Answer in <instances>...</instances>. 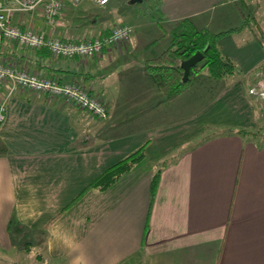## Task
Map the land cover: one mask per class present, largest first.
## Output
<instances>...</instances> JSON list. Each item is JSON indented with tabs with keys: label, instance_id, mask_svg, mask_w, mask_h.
<instances>
[{
	"label": "crops",
	"instance_id": "1",
	"mask_svg": "<svg viewBox=\"0 0 264 264\" xmlns=\"http://www.w3.org/2000/svg\"><path fill=\"white\" fill-rule=\"evenodd\" d=\"M85 1L90 2L64 0L54 25L38 12L13 16L20 28L64 40L104 35L117 24L133 32L120 48L58 64L66 77L101 99L105 119L61 98L0 85V248H18L22 232L32 238L24 244L35 247V259H60L59 264H264L263 101L247 93L264 61L248 27L252 14L264 24L262 0H147L145 21L164 31L162 36L187 18L224 32L217 46L236 72L211 82L199 98L184 97L198 102L188 111L177 101L183 92L166 101L142 74L145 59H136L130 47L145 22L108 20L109 2L124 0L90 2L97 10ZM141 36L148 48L154 36ZM0 59L43 73L47 69L41 67L51 65L42 53L10 44ZM120 71L145 77L143 89L132 78L122 82ZM166 102L180 108L170 107L166 115L160 109ZM143 143L144 157L129 171L102 191H84L68 206L92 178ZM157 169L151 198L150 178ZM7 263L0 257V264Z\"/></svg>",
	"mask_w": 264,
	"mask_h": 264
},
{
	"label": "trees",
	"instance_id": "2",
	"mask_svg": "<svg viewBox=\"0 0 264 264\" xmlns=\"http://www.w3.org/2000/svg\"><path fill=\"white\" fill-rule=\"evenodd\" d=\"M77 2L78 1H76V3ZM155 2L157 4V0H155ZM62 4H64V0H62ZM62 4H61V7H62ZM33 12H38V11H33ZM20 13L28 14V13H22L18 11L13 13L9 18V23L12 26L18 27L13 22V16L15 14H20ZM251 22L253 26H251V24H248V27L250 28L254 41L262 48V50H264V24L260 21V19L255 14H252ZM20 29H23V28H20ZM164 30H167V29L164 27ZM168 30H169L167 32V35L169 36L168 47L160 51L158 54L145 59L141 65L142 73L146 77L151 79V81L154 83V85L156 86V88L162 94L163 98L166 101L173 100L179 94H181L186 89H188L192 84V80L194 79V77H196V74L202 69H205L207 76L214 80H219L221 78L231 76L236 72L235 64L232 61H230L228 58L224 57L219 52V49L217 46L218 39L220 38V36L223 35L224 32L213 33L205 27H198L195 24V22L189 18L182 19V20L172 23L171 25H169ZM109 33L110 32L104 35H107ZM78 41L80 40H76L73 42H78ZM9 44L14 48H18L19 50L27 49V50L35 51L40 54L42 53L43 57L50 58L47 62L50 63L51 65L46 66V64H44L41 68L45 67L47 70L46 72L43 73V72H37L34 70L30 71V69L27 66L16 64L15 62H10L8 60L3 61V59H0V63L10 64L22 70H26L27 72H37L45 77L54 78L59 83L76 82L72 80L69 77V75L67 77L65 76L66 71L64 69V66H62L61 64H63L62 62H64V60L75 62L78 59H80V57L78 56H73L70 58L61 57V56L54 57L47 49L21 47V46H18L14 40H8L3 37H0V46H1L0 47V58H1V53H2L3 48L5 47V45H9ZM196 52H199L201 54V59L200 61H198L195 65H193L190 68L187 78L184 81H182L181 80L182 69L179 66V64L181 61L187 59L188 57H190L192 54ZM83 59H86V58H83ZM53 63L56 65L53 66L54 65ZM59 63L61 64L58 65ZM263 68H264V61H262V63L255 69V73L259 69H263ZM1 84H7L9 85V88H10L9 82L4 81L0 83V85ZM88 92L92 94L90 90H88ZM43 95H46V94H43ZM47 97H49V95H47ZM52 98H56V97H52ZM57 98H61L63 101H65V99H63L62 97H57ZM106 115H107V111H106ZM243 132L244 130L242 129L237 130L238 134H242ZM209 133L210 132L206 133L205 136L199 138L195 143L199 142V140L200 141L206 140L208 138L207 135ZM1 144L2 143L0 142V152H2L4 149L3 146H1ZM145 145L146 143H143L137 146L135 149L127 153L125 156L118 159L117 161H115L114 163L106 167L104 170H102L100 173H98L94 178H92L84 186V188L79 193V195L76 196L69 203L68 206L73 204L84 191L90 190V189L96 190V191H102L108 186H110L112 183H114L122 174L129 171L136 163L142 160V158L144 157ZM159 172H160L159 169L155 170L150 178L149 190H150L151 198L153 197L156 184L158 182ZM8 230L12 232L11 235L12 234L15 235V231L14 232L11 231V228H9ZM1 260L3 259L1 258ZM3 261H5V259Z\"/></svg>",
	"mask_w": 264,
	"mask_h": 264
},
{
	"label": "built area",
	"instance_id": "3",
	"mask_svg": "<svg viewBox=\"0 0 264 264\" xmlns=\"http://www.w3.org/2000/svg\"><path fill=\"white\" fill-rule=\"evenodd\" d=\"M75 0L74 3H76ZM98 6L105 5L109 0H88ZM264 5V0H262ZM62 0H0V37L14 40L18 46L26 48H44L54 57L93 58L102 49L110 47L120 48L132 34V27L128 24H117L107 35H99L87 40L73 42L59 39L30 27L20 29L9 23L10 16L15 12L32 13L38 11L41 19L54 25L61 9ZM1 47V46H0ZM255 81L247 93L263 101L264 113V68L254 74ZM9 82L10 89L20 88L33 93L49 95V97H62L65 101L79 109L87 111L97 119H104L106 108L101 99L90 94L88 89L77 82L59 83L54 78L45 77L37 72H27L10 64L0 63V83ZM4 106L0 103V122L4 118Z\"/></svg>",
	"mask_w": 264,
	"mask_h": 264
},
{
	"label": "rangeland",
	"instance_id": "4",
	"mask_svg": "<svg viewBox=\"0 0 264 264\" xmlns=\"http://www.w3.org/2000/svg\"><path fill=\"white\" fill-rule=\"evenodd\" d=\"M84 4H86L88 7L92 8V9L97 10L93 6V4H91L90 2L85 1ZM147 4H148L147 0H142L140 2H136L134 0H124V3H122L121 1H110L109 4L105 7V9L107 11L106 12L107 18H109L108 20L111 19V20L115 21V20H119V19L120 20H125V19L127 20L128 19L129 22H132V21H134L135 23L136 22H141V23L145 22L144 25H138L141 28L137 33L138 36H136L134 38V42H136V43H134L135 45H132L130 47L131 50L135 51L134 57L136 59H139V60L149 58V57H145V56H151V55H148L147 51H153V52L158 54L160 51L167 48L168 43H169V36H162L164 31H162L159 28H155L153 25L151 26L148 23H146L145 20L148 17H144V16L149 14V9H147ZM132 32H133V30H132ZM145 33L146 34L148 33L151 36H154L153 38L150 39V40L153 39L152 40L153 42L151 41L152 44H150L148 48H146L144 44L142 45L143 37L141 35L145 34ZM134 34H135V31H134ZM155 37L160 38V39H158L159 41H156ZM129 41H130V39H129ZM127 43H130V42H128V40H127L125 42V45ZM119 74H120L121 78H123V81L121 80L122 82H126L128 80L127 78H132V84L134 86L137 85V87L143 89V87H141V85L143 83H145V81H146L145 77L139 76V74H135V72L133 74H130L128 72L122 73L120 71ZM115 80H117V79H115ZM213 81H214V79L209 78L207 76L205 69L200 70L196 74V77H194V79L192 80L191 86L187 90H185L186 92H183V95L181 94L180 98H177V101L181 102V106H182V108L185 109V111L190 110L193 106L198 104L197 99L196 100L193 99L192 102L187 103L183 98L189 97V96L194 97L196 95H199L198 96V98H199L201 95H203L206 92V90H204L203 88L207 87ZM254 81H255V79H254ZM16 88L20 89L18 87H16ZM208 88L209 87H207V89ZM133 89H134V87H133ZM147 91L148 90H146L144 92H147ZM158 93H160V92H158ZM67 103H69V102H67ZM71 105H73V104H71ZM74 107H76V106H74ZM170 107L173 111L174 108H180V105L175 103V102H170V103L166 102L165 104L160 105V109H162L163 111H166V115L168 114ZM79 110L87 113L90 117L95 118V116L92 115L91 113L84 111L82 109H79ZM95 119H97V118H95ZM97 120H101V119H97ZM97 120H95V121H97ZM85 136H88V133H85ZM23 236H24V234L21 232L20 235L18 236V239L15 241L18 243L19 250L16 247L17 245L15 247H11V248L9 247V249L0 248V254H1L0 257L3 260L5 259L6 261H9L8 264H59V263H61L62 260H60V259L57 260V262H55V260H51V261L47 260L46 262H44L43 260H41V258L35 259L36 255H37V250L35 249V247L33 245H31V247H30V246H26L24 244V243H29L32 238H30L29 236H26V237H23ZM20 237H21V239H20Z\"/></svg>",
	"mask_w": 264,
	"mask_h": 264
},
{
	"label": "water",
	"instance_id": "5",
	"mask_svg": "<svg viewBox=\"0 0 264 264\" xmlns=\"http://www.w3.org/2000/svg\"><path fill=\"white\" fill-rule=\"evenodd\" d=\"M134 1L140 2L141 0H134ZM200 59H201V54L199 52H196L187 59L180 62L179 66L182 69V77H181L182 81H184L187 78L190 68L193 65H195L198 61H200Z\"/></svg>",
	"mask_w": 264,
	"mask_h": 264
}]
</instances>
